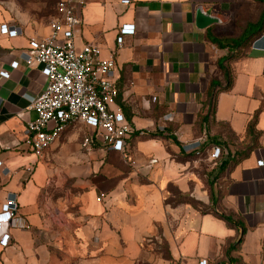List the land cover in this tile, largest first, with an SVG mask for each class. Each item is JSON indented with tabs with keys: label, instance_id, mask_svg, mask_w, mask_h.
I'll use <instances>...</instances> for the list:
<instances>
[{
	"label": "crops",
	"instance_id": "obj_1",
	"mask_svg": "<svg viewBox=\"0 0 264 264\" xmlns=\"http://www.w3.org/2000/svg\"><path fill=\"white\" fill-rule=\"evenodd\" d=\"M124 1L74 0L82 18L77 47L95 43L116 60L111 109L146 131L123 151L94 141L84 147L93 130L76 122L43 158L31 152L32 98L47 82L23 54L50 34V23L15 22L0 12V26L21 28L15 37L0 31V211L14 193L28 225L5 227L11 240L0 245V264H132L159 233L181 264H264V1ZM261 20L245 48L211 39L239 37ZM125 24L136 29L119 47ZM203 135L202 151H226L213 200L204 170L183 149ZM173 188L202 206L174 202Z\"/></svg>",
	"mask_w": 264,
	"mask_h": 264
},
{
	"label": "built area",
	"instance_id": "obj_2",
	"mask_svg": "<svg viewBox=\"0 0 264 264\" xmlns=\"http://www.w3.org/2000/svg\"><path fill=\"white\" fill-rule=\"evenodd\" d=\"M129 3V0H125ZM82 4L83 0H79ZM74 0H60L56 14L50 22L51 32L48 36L31 41V46L23 54L28 66L42 67L46 78L45 89L32 98V106L37 113L35 120L26 128V143L31 152L43 158L71 124L83 122L93 132L83 141L84 147L98 142L116 151H123L125 143L134 134L145 135L146 131L136 128L121 112L111 109L119 94L114 80L116 60L114 56L104 58L102 48L95 43L76 45L78 27L82 18ZM134 24H125L120 28L119 47L123 46L124 35L135 32ZM0 31L10 37L18 36L21 28L2 24ZM17 67L18 62H13ZM4 76L8 73L3 72ZM171 119V115L165 116ZM206 136L193 141H184L186 153H199ZM225 149L215 145L211 157L221 160ZM0 160V168L2 167ZM263 164V161H259ZM103 194L99 197V200ZM5 227L28 228L24 219L18 215V200L14 193L9 194L0 211V245L8 246L11 236ZM199 264H208L201 260Z\"/></svg>",
	"mask_w": 264,
	"mask_h": 264
},
{
	"label": "rangeland",
	"instance_id": "obj_3",
	"mask_svg": "<svg viewBox=\"0 0 264 264\" xmlns=\"http://www.w3.org/2000/svg\"><path fill=\"white\" fill-rule=\"evenodd\" d=\"M60 0H0V12L5 14L9 20L26 23H50L56 14V6ZM193 155L194 162L205 172V178L213 183L215 188L218 179L219 161L211 157V146ZM172 198L174 202L181 200L176 190L173 188ZM183 199V198H182ZM195 200V199H194ZM196 201V200H195ZM207 207L204 208L206 210ZM86 249V248H85ZM73 257V249H67ZM87 250V249H86ZM170 245L166 237L159 233L150 240H146L142 246L140 257L132 264H181L177 258L171 257ZM88 255L84 256L87 259ZM74 264V263H68ZM78 264V263H77ZM81 264H91L84 260Z\"/></svg>",
	"mask_w": 264,
	"mask_h": 264
},
{
	"label": "trees",
	"instance_id": "obj_4",
	"mask_svg": "<svg viewBox=\"0 0 264 264\" xmlns=\"http://www.w3.org/2000/svg\"><path fill=\"white\" fill-rule=\"evenodd\" d=\"M258 1H264V0H258ZM262 25H263V20H261L260 22H258L256 24L255 23H248V25L245 28L244 32L239 37H236V38H218V37H212L211 39H212V41L214 43H216L221 48L227 47V48H229L231 50L238 49L239 47L245 48L246 46H248L252 42V40L254 39V35H256L259 31H261ZM239 55L240 54L238 53L236 55V57H238ZM234 57L235 56L233 55V56L228 57V59L234 58ZM219 64H220V67L221 68H223V69L226 70V76H227V79H228V87H229L231 85V83H232L231 75H230L229 71L223 66L222 61H220ZM226 163L227 162H224L222 164L221 169H223L225 167ZM209 186L211 187V198L213 200L214 199L213 183L210 182L209 183ZM178 196L181 197V200L178 201V202H189V203L193 204L195 207L202 206V203L198 202L197 200L195 201L194 199L188 198V197L183 196L181 194H179ZM212 210L213 209L210 208V207L207 209V211H212ZM216 214L219 215L220 217L228 220V221H231V219L229 217H226L223 214H218V213H216Z\"/></svg>",
	"mask_w": 264,
	"mask_h": 264
},
{
	"label": "water",
	"instance_id": "obj_5",
	"mask_svg": "<svg viewBox=\"0 0 264 264\" xmlns=\"http://www.w3.org/2000/svg\"><path fill=\"white\" fill-rule=\"evenodd\" d=\"M198 15L201 16V17L203 16V15L201 14L200 10L198 11ZM202 19H205V17L203 16ZM215 19H217V18H214V17H210V16H209V20H208V21H215Z\"/></svg>",
	"mask_w": 264,
	"mask_h": 264
}]
</instances>
